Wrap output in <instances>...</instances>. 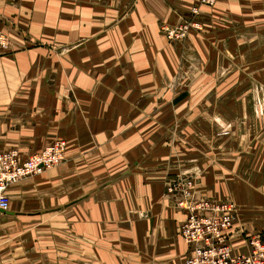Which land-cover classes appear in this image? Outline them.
Masks as SVG:
<instances>
[{"label":"crops","instance_id":"1","mask_svg":"<svg viewBox=\"0 0 264 264\" xmlns=\"http://www.w3.org/2000/svg\"><path fill=\"white\" fill-rule=\"evenodd\" d=\"M196 6L0 0V151L67 141L62 164L11 186L0 264H182L166 183L186 172L239 205L234 255L264 242V0ZM193 18L222 29L168 38Z\"/></svg>","mask_w":264,"mask_h":264},{"label":"built area","instance_id":"2","mask_svg":"<svg viewBox=\"0 0 264 264\" xmlns=\"http://www.w3.org/2000/svg\"><path fill=\"white\" fill-rule=\"evenodd\" d=\"M217 0H200L194 15L200 14L201 6H214ZM188 24L166 26L170 40H182L193 28L200 29L196 18ZM10 46L9 37L0 30V47ZM67 141L58 139L41 152L26 160L17 149L0 151V210L11 206L10 188L24 178L43 174L66 160ZM196 175L178 174L166 183L167 194L176 195V206L186 212L181 234L191 248L190 257L182 264H264V242L252 240L248 254L234 255L228 243L229 230L239 214V205L231 200H210L201 197L196 190ZM1 230V224H0Z\"/></svg>","mask_w":264,"mask_h":264},{"label":"rangeland","instance_id":"3","mask_svg":"<svg viewBox=\"0 0 264 264\" xmlns=\"http://www.w3.org/2000/svg\"><path fill=\"white\" fill-rule=\"evenodd\" d=\"M197 7V6H196ZM195 8V7H194ZM194 10V9H193ZM223 18H221L222 20ZM219 20V19H218ZM220 20V21H221ZM192 20H184V24H188V22H191ZM208 21H201V28L200 29H196L193 28L192 30L189 31V33H187V35L185 37L182 38V40L179 41H183V42H187V40L189 39V36L191 34V32H195V33H202V34H206L208 32V29H215L216 31H221V27H219V25H214L213 22H208ZM233 28H237L238 26H232ZM250 29H252V26L249 27ZM247 31L249 32V30L247 29ZM264 114V113H263ZM230 133V132H229ZM222 134V133H221ZM224 134H228V132L224 133Z\"/></svg>","mask_w":264,"mask_h":264},{"label":"water","instance_id":"4","mask_svg":"<svg viewBox=\"0 0 264 264\" xmlns=\"http://www.w3.org/2000/svg\"><path fill=\"white\" fill-rule=\"evenodd\" d=\"M1 212H5L4 210H0Z\"/></svg>","mask_w":264,"mask_h":264}]
</instances>
